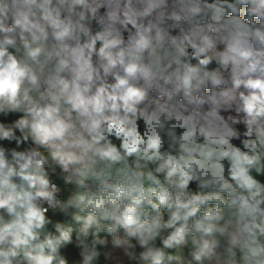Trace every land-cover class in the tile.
<instances>
[{
    "label": "clouds",
    "instance_id": "1",
    "mask_svg": "<svg viewBox=\"0 0 264 264\" xmlns=\"http://www.w3.org/2000/svg\"><path fill=\"white\" fill-rule=\"evenodd\" d=\"M0 264H264V0H0Z\"/></svg>",
    "mask_w": 264,
    "mask_h": 264
}]
</instances>
